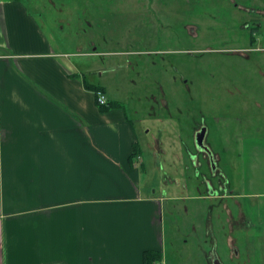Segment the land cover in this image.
I'll use <instances>...</instances> for the list:
<instances>
[{
  "label": "rangeland",
  "instance_id": "rangeland-1",
  "mask_svg": "<svg viewBox=\"0 0 264 264\" xmlns=\"http://www.w3.org/2000/svg\"><path fill=\"white\" fill-rule=\"evenodd\" d=\"M20 1L55 47L89 53L90 77L135 120L140 184L163 197L168 264H264V33L238 21L263 2ZM230 189L239 197L224 199Z\"/></svg>",
  "mask_w": 264,
  "mask_h": 264
},
{
  "label": "crops",
  "instance_id": "crops-1",
  "mask_svg": "<svg viewBox=\"0 0 264 264\" xmlns=\"http://www.w3.org/2000/svg\"><path fill=\"white\" fill-rule=\"evenodd\" d=\"M81 54L55 47L20 0H0V264H144L149 249L168 264L163 197L140 184L136 122L125 105L99 109L84 77L114 98Z\"/></svg>",
  "mask_w": 264,
  "mask_h": 264
},
{
  "label": "trees",
  "instance_id": "trees-1",
  "mask_svg": "<svg viewBox=\"0 0 264 264\" xmlns=\"http://www.w3.org/2000/svg\"><path fill=\"white\" fill-rule=\"evenodd\" d=\"M83 80H84L85 87L87 89L94 91L95 95H96V92L98 91H103L107 95L106 90L103 86L91 83L85 77ZM96 103L99 106V109L105 112L113 108H118L120 106H123V103L121 101L110 100V99L107 104L101 105L99 104L97 97H96ZM137 155L138 153L136 152V145H135L132 154L129 156V163L131 166H134ZM143 256H144V264H155L163 259V252L157 249H149V250L144 251Z\"/></svg>",
  "mask_w": 264,
  "mask_h": 264
},
{
  "label": "flooded vegetation",
  "instance_id": "flooded-vegetation-1",
  "mask_svg": "<svg viewBox=\"0 0 264 264\" xmlns=\"http://www.w3.org/2000/svg\"><path fill=\"white\" fill-rule=\"evenodd\" d=\"M252 1L255 2L254 0ZM260 1H262L264 5V0H260ZM240 5L245 7L243 4H240ZM245 5L247 7L246 10L248 9L249 10L246 12V15H244L243 17L241 16L238 20L242 28L247 29L250 33H253V35H254V32L264 33V10H261L260 8L256 6H251V3L250 5L248 4H245ZM242 9L243 8H241V10ZM253 35L250 38L252 46H254V44L257 43V38ZM213 164H214V161H212L211 165L213 166Z\"/></svg>",
  "mask_w": 264,
  "mask_h": 264
},
{
  "label": "water",
  "instance_id": "water-1",
  "mask_svg": "<svg viewBox=\"0 0 264 264\" xmlns=\"http://www.w3.org/2000/svg\"><path fill=\"white\" fill-rule=\"evenodd\" d=\"M205 133L206 130L202 129L200 132L197 134V144L201 149H205L207 152L209 151V148L204 144V139H205ZM214 264H224L220 258L215 256L214 259Z\"/></svg>",
  "mask_w": 264,
  "mask_h": 264
},
{
  "label": "built area",
  "instance_id": "built-area-1",
  "mask_svg": "<svg viewBox=\"0 0 264 264\" xmlns=\"http://www.w3.org/2000/svg\"><path fill=\"white\" fill-rule=\"evenodd\" d=\"M96 97H97L99 104L101 105H105L109 101L108 96L103 91L96 92Z\"/></svg>",
  "mask_w": 264,
  "mask_h": 264
}]
</instances>
